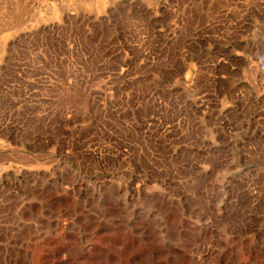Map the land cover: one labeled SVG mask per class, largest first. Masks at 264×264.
Returning <instances> with one entry per match:
<instances>
[{"label": "rangeland", "instance_id": "obj_1", "mask_svg": "<svg viewBox=\"0 0 264 264\" xmlns=\"http://www.w3.org/2000/svg\"><path fill=\"white\" fill-rule=\"evenodd\" d=\"M0 20V264H264V0Z\"/></svg>", "mask_w": 264, "mask_h": 264}, {"label": "bare ground", "instance_id": "obj_2", "mask_svg": "<svg viewBox=\"0 0 264 264\" xmlns=\"http://www.w3.org/2000/svg\"><path fill=\"white\" fill-rule=\"evenodd\" d=\"M14 15H15V13H13ZM16 17V16H15ZM14 17V18H15ZM10 18H11V16H10ZM12 20V19H11ZM1 21V20H0ZM13 21H14V19H13ZM16 21V20H15ZM4 22V21H3ZM5 22H6V24H7V20H5ZM5 22H4V24H5ZM8 22H9V17H8ZM12 23V22H11ZM11 23H8L9 25L11 24ZM15 23H17V21L16 22H14V24L12 23V25H15ZM5 24V25H6ZM1 25V24H0ZM231 262V261H230ZM235 263V262H234Z\"/></svg>", "mask_w": 264, "mask_h": 264}]
</instances>
